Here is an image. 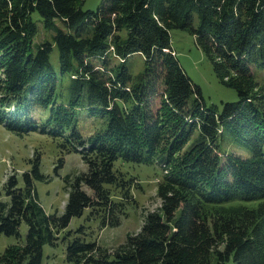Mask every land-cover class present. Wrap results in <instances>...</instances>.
Here are the masks:
<instances>
[{
    "label": "trees",
    "instance_id": "obj_1",
    "mask_svg": "<svg viewBox=\"0 0 264 264\" xmlns=\"http://www.w3.org/2000/svg\"><path fill=\"white\" fill-rule=\"evenodd\" d=\"M83 1L0 0V123L59 139L87 165L64 177L61 214L39 200L38 157L22 183L7 177L0 233L20 237L23 222L28 230L0 264H42L43 245L59 240L74 264H264V78L253 70L264 67V0H103L96 10ZM37 20L52 35L34 45ZM173 29L195 37L236 101L207 104L172 47ZM136 52L145 67L133 76ZM92 116L85 135L79 121ZM119 160L156 161L165 172L160 206L112 249L87 240L84 225L67 227L86 208L101 228L121 223L136 180Z\"/></svg>",
    "mask_w": 264,
    "mask_h": 264
},
{
    "label": "rangeland",
    "instance_id": "obj_2",
    "mask_svg": "<svg viewBox=\"0 0 264 264\" xmlns=\"http://www.w3.org/2000/svg\"><path fill=\"white\" fill-rule=\"evenodd\" d=\"M103 0H84L83 9L96 10ZM35 13L34 17H38ZM38 33L34 39V45L45 38H50L52 31L43 26L41 20H37ZM171 44L177 54L179 61L193 82L201 88V93L208 105H218L222 102L236 101L237 91L234 88L224 85L217 77L211 61L196 45L195 37L183 29L171 30ZM51 61L58 69V50L54 46L51 53ZM118 62V60H116ZM127 64L133 76L138 75L145 67V57L142 53L136 52L128 56ZM258 80L264 78V67L254 66L253 68ZM157 100V101H156ZM159 98L154 100L155 107ZM153 106V104H152ZM97 117H83L79 121L81 131L87 135L93 131L98 123ZM228 151L247 155L243 148L227 144ZM39 158L41 173L45 180H36V190L39 200L47 213H63L68 199V192L65 187L64 177L68 174H76L86 171L87 165L82 160L79 152H67L59 139L48 134L31 131L18 135L4 124L0 123V187L2 188L7 177L16 172L19 174L22 183L23 172L31 170L34 159ZM63 159L62 166H59ZM117 167L126 172L127 176L135 178L131 187L133 200L126 203V214L121 217V223L117 226L100 227L98 218H88L90 210L86 208L81 216L71 219L67 229L75 230L80 225L85 226L87 240L97 241L105 248H115L124 242L129 233L137 232L144 222L146 213L157 209L161 204L158 196V186L162 181L165 170L158 162L136 163L130 161H117ZM115 200H121L120 193L115 192ZM3 200H9L3 196ZM28 226L23 222L20 226V237L0 233V254L6 247L13 243H24ZM42 264H74L66 259L65 243L59 240L57 244L46 243L42 250Z\"/></svg>",
    "mask_w": 264,
    "mask_h": 264
}]
</instances>
